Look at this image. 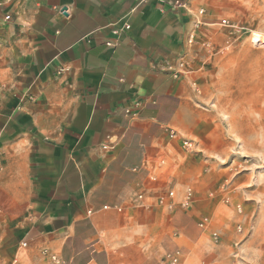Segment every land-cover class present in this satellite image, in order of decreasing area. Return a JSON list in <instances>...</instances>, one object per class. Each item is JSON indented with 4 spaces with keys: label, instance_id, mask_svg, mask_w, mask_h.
<instances>
[{
    "label": "crops",
    "instance_id": "crops-1",
    "mask_svg": "<svg viewBox=\"0 0 264 264\" xmlns=\"http://www.w3.org/2000/svg\"><path fill=\"white\" fill-rule=\"evenodd\" d=\"M176 1L0 0V264H251L212 57L198 43L187 74L167 68L217 0Z\"/></svg>",
    "mask_w": 264,
    "mask_h": 264
},
{
    "label": "rangeland",
    "instance_id": "rangeland-1",
    "mask_svg": "<svg viewBox=\"0 0 264 264\" xmlns=\"http://www.w3.org/2000/svg\"><path fill=\"white\" fill-rule=\"evenodd\" d=\"M210 12L216 25L200 45L212 57L209 91L233 143L223 200L242 205L250 263L264 264V0H217Z\"/></svg>",
    "mask_w": 264,
    "mask_h": 264
},
{
    "label": "built area",
    "instance_id": "built-area-1",
    "mask_svg": "<svg viewBox=\"0 0 264 264\" xmlns=\"http://www.w3.org/2000/svg\"><path fill=\"white\" fill-rule=\"evenodd\" d=\"M135 1L137 3H139V4H141V3H144L147 0H135ZM173 6L176 7V8H178V9H185L186 7H188V4L185 3L184 1L177 0L173 4ZM205 14H206V11L204 9H202V10H200L198 12V16L200 18L201 17H204ZM6 19H9V18L7 17ZM220 24L222 26H229L228 21L225 20V19L222 20ZM201 26H203V20L196 19L195 24H194L192 30L187 34V37H186V46H187L188 51H186L184 53H181L176 58V60H175V62H174L173 65H168L167 66L168 72L171 73V75L173 76L174 79H180L182 76H184L185 74L188 73V70H189L188 52L190 50H192L196 46V44L200 43L198 32H199V29L201 28ZM125 29L126 30L129 29V26H126ZM207 43L208 42H204L203 44L206 46ZM138 106H140V104H138ZM169 132H170L169 133V136L171 138H178L180 136V134L177 131L171 130ZM108 140H110V137H108ZM182 146H183V148L186 151H189V152H193L194 151V145H193V143L191 141H188V140L183 139ZM112 148H113V146L108 145V144H103L101 146V149L102 150H110ZM223 189H225V187ZM174 198H175L174 191H170L166 196L160 197L157 202H158V204L160 206L167 207L169 210H173L174 205L172 203L167 204V199H174ZM193 198H194L193 190L192 189H188L187 192H186L185 199H184V201L182 203L183 206L184 207H189V205L193 201ZM143 199H144L143 195L137 196V200L138 201H141ZM224 201H225L226 204H229V199L228 198L224 199ZM107 208L108 207H105V209H107ZM236 210H237V212L239 214H242L243 207L241 205H237L236 206ZM209 223H210L209 218L208 217H205L199 223V227L202 230L205 231L208 228ZM238 231L240 233H242L243 232L242 227H238ZM212 237H213V239L215 241H219V234L218 233H213ZM25 245L26 244H24V246ZM47 253H48V251L45 250L44 251V254H47ZM51 259L56 262L55 256H52L51 255ZM179 262H180V255H179V253H174V254H167L165 256V258L163 259L162 264H179Z\"/></svg>",
    "mask_w": 264,
    "mask_h": 264
}]
</instances>
